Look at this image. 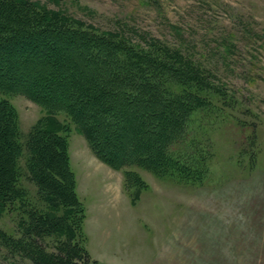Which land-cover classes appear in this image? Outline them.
Masks as SVG:
<instances>
[{"label": "rangeland", "instance_id": "374dc122", "mask_svg": "<svg viewBox=\"0 0 264 264\" xmlns=\"http://www.w3.org/2000/svg\"><path fill=\"white\" fill-rule=\"evenodd\" d=\"M29 1L103 30L126 21L180 47L220 96L192 115L188 143L178 149L201 183L132 168L139 180L126 188L123 172L98 161L64 113L0 94L16 112L22 143L37 124L69 126L58 135L67 136L91 258L99 264H264V0ZM21 186L25 204L40 206L36 185L23 178ZM8 208H0V264H33L24 254L33 244L57 251L63 237L30 234L26 210Z\"/></svg>", "mask_w": 264, "mask_h": 264}, {"label": "trees", "instance_id": "16d2710c", "mask_svg": "<svg viewBox=\"0 0 264 264\" xmlns=\"http://www.w3.org/2000/svg\"><path fill=\"white\" fill-rule=\"evenodd\" d=\"M114 24L103 30L38 1L0 0V94L64 113L93 156L123 172L124 187L139 180L132 168L201 183L178 149L188 143L192 115L220 97L217 88L180 47L126 21ZM54 124L35 125L22 143L15 110L0 100V208L25 209L34 236L64 238L55 253L32 243L24 254L33 264H99L85 247L86 211L77 200L67 136L58 135L70 128ZM23 178L36 185L40 206L25 204Z\"/></svg>", "mask_w": 264, "mask_h": 264}, {"label": "crops", "instance_id": "0c3cea01", "mask_svg": "<svg viewBox=\"0 0 264 264\" xmlns=\"http://www.w3.org/2000/svg\"><path fill=\"white\" fill-rule=\"evenodd\" d=\"M89 253V252H88ZM90 257H91V254L89 253Z\"/></svg>", "mask_w": 264, "mask_h": 264}]
</instances>
